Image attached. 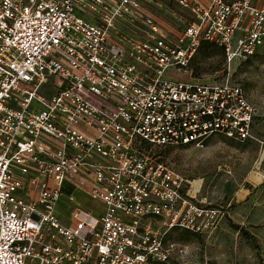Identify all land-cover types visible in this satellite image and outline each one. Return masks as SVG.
<instances>
[{
  "label": "built area",
  "instance_id": "obj_1",
  "mask_svg": "<svg viewBox=\"0 0 264 264\" xmlns=\"http://www.w3.org/2000/svg\"><path fill=\"white\" fill-rule=\"evenodd\" d=\"M153 1L0 0V264H187L169 232L227 216L231 201L191 196L155 152L264 143L246 89L191 68L204 40L229 64L264 58V0H169L176 33ZM75 192L103 209L64 222L57 203Z\"/></svg>",
  "mask_w": 264,
  "mask_h": 264
},
{
  "label": "rangeland",
  "instance_id": "obj_2",
  "mask_svg": "<svg viewBox=\"0 0 264 264\" xmlns=\"http://www.w3.org/2000/svg\"><path fill=\"white\" fill-rule=\"evenodd\" d=\"M153 10L165 27L178 23L166 12H182L166 1ZM191 68L194 77L206 82L229 79L241 84L259 108L253 132L264 140L263 57H250L229 64L220 52L205 56L196 53ZM155 154L193 182L195 189L200 190L197 197H206L212 204L231 201L227 216L213 231L201 234L176 229L170 235L175 243L188 245L187 264H264V143L251 138L239 141L216 134L203 147L158 148ZM195 182L201 183L200 186ZM74 194L75 203L64 197L57 203L56 211L64 222L70 218L74 207L91 210L94 215L103 209L101 202L85 193ZM231 223L240 225L242 230ZM250 235L254 236V241ZM171 264L182 263L174 258Z\"/></svg>",
  "mask_w": 264,
  "mask_h": 264
},
{
  "label": "crops",
  "instance_id": "obj_3",
  "mask_svg": "<svg viewBox=\"0 0 264 264\" xmlns=\"http://www.w3.org/2000/svg\"><path fill=\"white\" fill-rule=\"evenodd\" d=\"M163 1H166L167 3H171L169 0H154L153 2H151L150 4H148V8H149V10L156 16V18L158 19V21H159V23L162 25V27H164L166 30H168V29H170L173 33H176L177 32V30H178V25H179V22H178V20L176 19V17H175V15H173L172 13H173V11H176V10H171V11H168V12H166V15H168V16H171V17H173L178 23H177V26H173V27H165L163 24V22L160 20V18H158L159 16L158 15H156L157 13L153 10V8H156V6H160V4L162 5V2ZM200 1H207V0H200ZM173 4V3H172ZM174 5V4H173ZM176 6V5H175ZM176 7H178V6H176ZM179 9H181L180 7H179ZM182 10V9H181ZM247 91V90H246ZM247 93H248V91H247ZM248 95H249V97H250V93H248ZM254 102V101H253ZM255 103V102H254ZM256 114H255V118H254V125H253V131L255 130V121H256V119H257V114H258V110H259V108H258V106L256 105ZM263 140V139H262ZM264 141V140H263ZM200 184L201 183H199V185L198 186H200ZM200 190L197 188V189H195V185H193V182H191V188H190V194H191V196H193V197H195V198H200V197H197V194H198V192H199ZM223 197V196H222ZM230 216V215H229ZM229 216H228V220H229ZM218 227V226H217ZM216 227V228H217ZM174 232V230L173 231H171V232H169V234H168V236H167V239H169V240H172L171 238H170V235L172 234ZM173 241V240H172Z\"/></svg>",
  "mask_w": 264,
  "mask_h": 264
},
{
  "label": "trees",
  "instance_id": "obj_4",
  "mask_svg": "<svg viewBox=\"0 0 264 264\" xmlns=\"http://www.w3.org/2000/svg\"><path fill=\"white\" fill-rule=\"evenodd\" d=\"M217 52L222 53L223 54V57H224V52H223V50H222L221 47L215 45V43H212V42L206 41V40H204V41L201 42V44H200V46L198 48V51H197V53H201L204 56L205 55L212 54V53H217ZM196 75H197V73H196ZM231 225L233 227H235L236 229L242 230V227L240 225H238V224L231 223ZM250 237L252 238L253 241L255 240L254 236L250 235Z\"/></svg>",
  "mask_w": 264,
  "mask_h": 264
},
{
  "label": "bare ground",
  "instance_id": "obj_5",
  "mask_svg": "<svg viewBox=\"0 0 264 264\" xmlns=\"http://www.w3.org/2000/svg\"><path fill=\"white\" fill-rule=\"evenodd\" d=\"M196 184H199L198 182H195Z\"/></svg>",
  "mask_w": 264,
  "mask_h": 264
}]
</instances>
